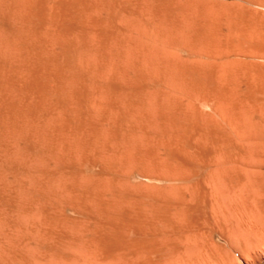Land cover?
<instances>
[{"label":"bare ground","instance_id":"obj_1","mask_svg":"<svg viewBox=\"0 0 264 264\" xmlns=\"http://www.w3.org/2000/svg\"><path fill=\"white\" fill-rule=\"evenodd\" d=\"M225 1L0 0V264H264V0Z\"/></svg>","mask_w":264,"mask_h":264},{"label":"rangeland","instance_id":"obj_2","mask_svg":"<svg viewBox=\"0 0 264 264\" xmlns=\"http://www.w3.org/2000/svg\"><path fill=\"white\" fill-rule=\"evenodd\" d=\"M222 1H223V0H222ZM229 1H230V2H229ZM232 1H233V0H232ZM236 1H237V2H238V1L241 2V0H236ZM225 2H226V1H225ZM227 2H228V3H231V4H234V3H235L234 1H233V3H232L231 0H227ZM227 2H226V3H227ZM242 2H243V1H242ZM228 3H227V4H228ZM222 4H225V3H222Z\"/></svg>","mask_w":264,"mask_h":264}]
</instances>
